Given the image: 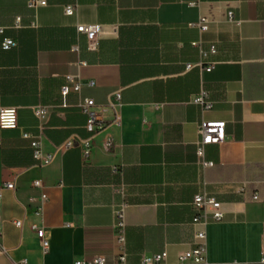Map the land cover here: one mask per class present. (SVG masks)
Wrapping results in <instances>:
<instances>
[{
    "label": "crops",
    "instance_id": "0c3cea01",
    "mask_svg": "<svg viewBox=\"0 0 264 264\" xmlns=\"http://www.w3.org/2000/svg\"><path fill=\"white\" fill-rule=\"evenodd\" d=\"M0 0V107L18 114V129L0 128V264H76L102 256L116 264L168 253L166 264L207 234L206 264H264V0ZM76 6L73 16L65 7ZM210 21L207 32L192 25ZM79 25L101 26L90 38ZM217 53L205 72L200 51ZM188 65L192 68L188 69ZM67 76L79 94L61 105ZM206 90L214 108L192 100ZM121 126L112 125L110 101ZM93 99L109 127L87 129L78 104ZM54 106L44 131L50 153L72 138L89 143L47 167L37 166L22 133L38 132L33 108ZM226 123L227 139L205 148L198 164L199 125ZM16 183L9 190L6 183ZM206 191L225 218L195 224L193 200ZM258 194L259 200L253 197ZM126 205L125 246L113 210ZM16 221H23L21 228ZM37 228L50 249L44 253ZM192 264V263H187Z\"/></svg>",
    "mask_w": 264,
    "mask_h": 264
},
{
    "label": "built area",
    "instance_id": "2783aa9c",
    "mask_svg": "<svg viewBox=\"0 0 264 264\" xmlns=\"http://www.w3.org/2000/svg\"><path fill=\"white\" fill-rule=\"evenodd\" d=\"M47 0H28V7L33 10H37L42 7L47 6ZM76 6H67L64 11L67 16H73L76 12ZM199 29L201 33H205L210 28V21L207 18H201L200 21L192 25ZM79 33L85 34L89 38L91 36L98 35L101 31V26L97 25H79L77 28ZM2 33V31H0ZM200 51L202 62L197 66L202 68L205 72H211L215 69V63H208L207 60L210 56L217 53L215 45H210L208 49L204 48V43L202 41L193 44ZM18 43L11 40L5 39L1 42L0 48L3 51H9L11 49L17 48ZM264 60V59H263ZM188 69L192 66L188 65ZM82 90V84L80 83L78 76H67L65 79V84L61 88V105L58 106L63 109L69 108L68 97L72 94H79ZM115 101H110L109 106L115 112V119L112 125L116 127L121 126V119L118 115L117 108L120 105L121 95L117 93L115 95ZM192 103L202 109L203 112L211 111L214 108V102L211 100L209 93L206 90L201 91L198 96H196ZM96 103L93 99H84L78 104V108L82 113L87 116V129L99 133L105 130L109 125L104 120L103 116L96 111ZM56 108L54 106L39 105L33 108V113L39 122L38 132L32 134L29 132H23L22 137L30 142V147L33 151L34 160L39 167H47L52 165L56 159L62 155H65L72 149L82 147L83 144L88 148L85 152V156L90 155L91 149H89V143L83 141L79 138H72L61 145H58L50 153H47L44 149V131L51 114V111ZM0 128L3 130L18 129V114L17 110L13 108H2L0 107ZM199 135L200 141L197 145V157L198 164L203 168H211L214 163L205 161V148L209 145L220 144L227 139L226 134V123L222 121H203L199 125ZM6 188L9 190L16 189L15 181L6 183ZM253 199L255 201L259 200V195L256 194ZM193 207L196 211V217L194 219L195 224H202L204 226L211 223L222 222L225 218V213L223 211V206L220 201L215 197L209 195L206 191H202L194 197ZM125 211L126 205H120L113 210L114 225L115 229L118 231L116 234L117 242L122 247L125 246ZM15 226L21 228L23 226V221H16ZM38 238L40 239L42 249L44 253H48L50 249V240L46 236L44 228H37ZM207 234L205 231L196 232L195 235V248L181 253L178 256L179 264H206L207 262ZM168 260V253L164 252L161 254H155L150 256H142L139 264H166ZM20 264H26L22 262ZM76 264H108L105 257L96 256L88 261H78ZM116 264H128L127 257L125 254L119 257V262Z\"/></svg>",
    "mask_w": 264,
    "mask_h": 264
}]
</instances>
